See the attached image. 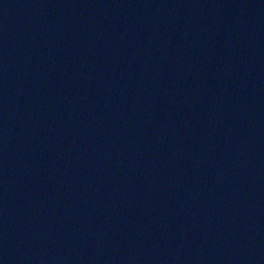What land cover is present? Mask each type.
I'll use <instances>...</instances> for the list:
<instances>
[{
	"label": "water",
	"instance_id": "1",
	"mask_svg": "<svg viewBox=\"0 0 264 264\" xmlns=\"http://www.w3.org/2000/svg\"><path fill=\"white\" fill-rule=\"evenodd\" d=\"M0 264H264V0H0Z\"/></svg>",
	"mask_w": 264,
	"mask_h": 264
}]
</instances>
